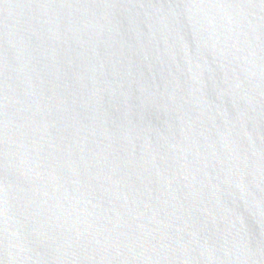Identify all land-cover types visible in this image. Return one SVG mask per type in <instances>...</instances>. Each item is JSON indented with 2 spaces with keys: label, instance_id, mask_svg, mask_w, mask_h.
<instances>
[{
  "label": "water",
  "instance_id": "95a60500",
  "mask_svg": "<svg viewBox=\"0 0 264 264\" xmlns=\"http://www.w3.org/2000/svg\"><path fill=\"white\" fill-rule=\"evenodd\" d=\"M0 264H264V0H0Z\"/></svg>",
  "mask_w": 264,
  "mask_h": 264
}]
</instances>
